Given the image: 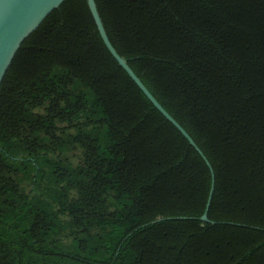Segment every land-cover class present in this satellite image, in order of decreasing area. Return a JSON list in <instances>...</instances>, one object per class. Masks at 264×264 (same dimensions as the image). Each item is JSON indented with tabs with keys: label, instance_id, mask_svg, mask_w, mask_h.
<instances>
[{
	"label": "trees",
	"instance_id": "16d2710c",
	"mask_svg": "<svg viewBox=\"0 0 264 264\" xmlns=\"http://www.w3.org/2000/svg\"><path fill=\"white\" fill-rule=\"evenodd\" d=\"M65 0L0 87V264H264V0ZM214 222V223H212Z\"/></svg>",
	"mask_w": 264,
	"mask_h": 264
},
{
	"label": "water",
	"instance_id": "95a60500",
	"mask_svg": "<svg viewBox=\"0 0 264 264\" xmlns=\"http://www.w3.org/2000/svg\"><path fill=\"white\" fill-rule=\"evenodd\" d=\"M64 1L65 0H0V87L21 45L43 23L46 17ZM87 4L105 47L118 65L127 73L153 106L185 137L189 144L194 147L208 165L211 173L210 192L204 213L200 217V220L209 221L207 211L214 188V172L209 161L190 135L163 108L141 82L139 77L128 66L126 61L116 52L108 39L98 14L95 0H87Z\"/></svg>",
	"mask_w": 264,
	"mask_h": 264
}]
</instances>
